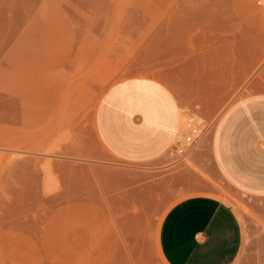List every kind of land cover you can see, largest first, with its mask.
I'll list each match as a JSON object with an SVG mask.
<instances>
[{
    "label": "rangeland",
    "instance_id": "rangeland-1",
    "mask_svg": "<svg viewBox=\"0 0 264 264\" xmlns=\"http://www.w3.org/2000/svg\"><path fill=\"white\" fill-rule=\"evenodd\" d=\"M218 2L0 0V264H167L161 219L191 193L173 176L190 167L209 180L191 154L207 149L213 119L189 110L187 83L249 61V43L223 40L233 30L219 28ZM257 44L244 82L264 83ZM132 75L167 82L181 103L178 136L148 163L113 159L95 134L104 91ZM189 121L200 138L179 153ZM215 187L264 257V201Z\"/></svg>",
    "mask_w": 264,
    "mask_h": 264
},
{
    "label": "crops",
    "instance_id": "crops-1",
    "mask_svg": "<svg viewBox=\"0 0 264 264\" xmlns=\"http://www.w3.org/2000/svg\"><path fill=\"white\" fill-rule=\"evenodd\" d=\"M218 22L224 31L233 30L223 34L224 41L249 43V61L245 69L224 66L187 83L192 94L184 103L198 106L189 110L213 119L207 149L191 154L209 180L190 167L173 176L174 184L181 182L191 193L176 200L161 219L157 245L167 264H264V257L244 246L241 219L215 187L223 184L251 201H264V83L244 82L258 56L257 43H264V0H219ZM228 53L235 59V45ZM181 115L173 86L132 75L104 91L95 134L113 159L148 163L172 146Z\"/></svg>",
    "mask_w": 264,
    "mask_h": 264
},
{
    "label": "built area",
    "instance_id": "built-area-1",
    "mask_svg": "<svg viewBox=\"0 0 264 264\" xmlns=\"http://www.w3.org/2000/svg\"><path fill=\"white\" fill-rule=\"evenodd\" d=\"M188 124H189V129L183 138V142L184 144H186L185 147L184 148L181 147L180 143H176L174 146L175 150L178 151L179 153H184L188 149L192 148L200 138L201 131H199V128L196 125H193L191 121H189Z\"/></svg>",
    "mask_w": 264,
    "mask_h": 264
},
{
    "label": "bare ground",
    "instance_id": "bare-ground-1",
    "mask_svg": "<svg viewBox=\"0 0 264 264\" xmlns=\"http://www.w3.org/2000/svg\"><path fill=\"white\" fill-rule=\"evenodd\" d=\"M112 177V176H111ZM120 182V181H119Z\"/></svg>",
    "mask_w": 264,
    "mask_h": 264
}]
</instances>
